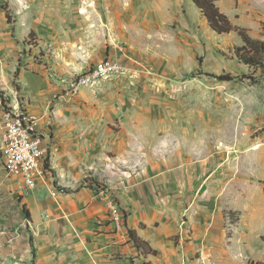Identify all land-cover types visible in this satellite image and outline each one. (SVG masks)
Returning <instances> with one entry per match:
<instances>
[{
	"label": "crops",
	"instance_id": "obj_1",
	"mask_svg": "<svg viewBox=\"0 0 264 264\" xmlns=\"http://www.w3.org/2000/svg\"><path fill=\"white\" fill-rule=\"evenodd\" d=\"M89 1L95 4L93 11H101L96 19L101 28L99 35L95 34L96 29L84 32L71 29L83 24L62 17V10L87 5ZM173 1L11 2L9 8L21 13L15 18V37L10 34L5 18L0 23V91L8 96L5 104L14 108L11 82L15 79L21 87L15 92L22 94L16 104L40 116L37 131L49 147L50 175L37 179L33 191L22 198L28 225L20 223L21 215L15 213L14 203L21 183L7 175L0 158V264L264 263V259H253L240 243L247 240L243 208L249 200L241 203L229 194H219L216 181L206 178L204 133L163 131L155 125L153 117L118 114L121 102L114 93L122 85L119 78L111 77L82 88L76 98L67 100L61 95V84L37 65L29 64L25 70H19L17 79L14 72L4 69L8 66L4 62L17 60L19 41L32 35L39 44L52 45L50 60L55 71L77 75L73 71L80 74L109 59L121 63L129 75L133 74L139 93L154 89L147 76L184 72L179 65L180 55L174 54L173 35L168 40L171 43L167 42L170 51L164 57L144 46L147 41L144 37L162 35L163 28L173 19L180 0ZM199 14L202 19L199 24H204L206 20ZM105 26H110L117 41L122 43L117 46L121 51L110 49L103 36ZM59 36L64 43L60 47ZM145 56L161 62L159 67L163 71L143 65ZM60 59L69 67L61 65ZM185 60L193 63L191 58ZM123 101V105L132 102ZM2 109L0 97V117ZM115 122L121 124L122 130L110 129L109 125ZM1 124L0 118V133ZM125 124L134 129H126ZM134 139L143 140L139 152L133 141H126ZM108 151L113 152L112 157ZM85 179L101 183L106 194L93 184L84 187ZM227 195L228 201H223ZM107 196L124 214L121 231L115 230L110 221ZM224 208L242 211L243 222L230 241L222 226ZM15 223L21 227L19 231H27L18 233ZM130 231L155 253L138 250ZM256 236L263 240L261 232Z\"/></svg>",
	"mask_w": 264,
	"mask_h": 264
},
{
	"label": "rangeland",
	"instance_id": "obj_2",
	"mask_svg": "<svg viewBox=\"0 0 264 264\" xmlns=\"http://www.w3.org/2000/svg\"><path fill=\"white\" fill-rule=\"evenodd\" d=\"M215 1L220 12L225 14L235 27L244 29L245 34L254 43L255 52L245 47L236 32L217 35L211 31L206 21L204 24H199L202 19L197 8L190 0H180V7L174 11L173 19L163 28L162 35L152 34L155 36L151 37L147 35L144 37V40H147L144 46L152 49L154 54H162L161 56L164 57V54L170 51V45L167 42L171 43L168 40L170 35H173L174 54L180 55L181 64L179 65L184 72L175 71L172 74L165 72L147 76L146 79L152 82L151 88L154 87V89L139 93L133 80V74L129 75L126 71V74L112 76V79L119 78L122 82L119 91L114 94L121 102L118 113L120 115L131 117L133 114H141L153 117V120H156L155 125L163 131L183 130L205 134L206 178L216 181L220 188L219 194H229L231 199L236 198L241 203L249 200L243 208L248 228L247 240L244 244L240 243L253 259L262 260L264 259V82L261 74L264 65V0ZM11 2H16V0H0V23L3 22L2 18H5L9 23L8 30L12 32L10 34L15 37V18L21 11L13 12L9 8ZM83 7L85 9L81 10ZM93 7L95 8L94 2L89 1L87 5L62 10V17L77 21L78 25L83 24V26H71V29H79L81 32L96 29L95 34L99 35L101 28L97 26L96 19L99 18L97 15H101V11L95 9L93 11ZM57 13L61 12L57 11ZM98 28H100L99 31ZM104 28L103 36L110 44V49L121 51L117 46L122 43L117 41L111 27L105 26ZM135 37L138 40L141 39L140 36ZM19 43L17 60L14 63L10 62L11 64L9 61L4 62V64L8 63L4 69L14 72L13 77L15 76L16 79L19 70H25L29 64L37 65L41 71L45 70L46 74L49 72V77L57 83L58 78L69 80L74 76L64 70L60 71L62 73L55 71L51 64L52 60H50L52 45L45 47V43L39 44L32 35ZM63 44L59 36L57 46L60 47ZM242 56L254 57L256 63L246 64L240 59ZM147 57H144L145 64L143 65L163 71L159 67L161 62L149 60ZM186 57L191 58L193 63L186 61ZM59 62L65 67L68 66L61 59ZM78 72L73 71V74H78ZM217 77L224 79L219 80ZM11 85L13 87L11 91L14 92L11 100L15 99L12 102L14 108L25 111L22 106L16 104L22 94L21 91L16 93L15 89L21 87L15 79ZM80 90L72 99L78 96ZM0 93L2 101H5L8 98L7 94L4 91ZM61 95L63 96L62 93ZM123 100L132 102L123 105ZM32 115L36 118V125H38L40 116ZM109 126L114 131L122 130L119 122ZM125 127L134 129L129 124H125ZM126 141H133L137 152L143 144L142 139ZM183 141L192 143L193 139ZM108 152L112 157L113 152ZM88 181L89 179H85L82 185L84 187L94 185L100 188V192H105V186L101 183ZM32 191H25L22 186L17 188L16 195L19 197L16 196L14 211L21 215L20 223L27 224L22 198ZM53 192L56 193V191ZM229 196H225L223 201L224 199L228 201ZM236 204L239 203L236 202ZM222 215V226L226 239L230 241L235 229L243 220L242 211L224 208ZM17 223H15V230L18 233L27 231L26 229L19 231L21 227L19 228ZM260 232L263 240L256 236Z\"/></svg>",
	"mask_w": 264,
	"mask_h": 264
},
{
	"label": "built area",
	"instance_id": "obj_3",
	"mask_svg": "<svg viewBox=\"0 0 264 264\" xmlns=\"http://www.w3.org/2000/svg\"><path fill=\"white\" fill-rule=\"evenodd\" d=\"M126 67L121 63L109 59L98 62L91 69L74 75L69 80L58 78L63 87V96L72 99L80 89L91 86L100 80L124 74ZM264 82V65L261 74ZM0 158L7 175L20 180L25 191L36 187L37 179L49 174V147L44 138L37 131L36 118L26 111L16 110L2 101ZM106 194V192H102ZM54 196V194H52ZM106 208L115 230H123L124 214L116 202L106 198Z\"/></svg>",
	"mask_w": 264,
	"mask_h": 264
},
{
	"label": "trees",
	"instance_id": "obj_4",
	"mask_svg": "<svg viewBox=\"0 0 264 264\" xmlns=\"http://www.w3.org/2000/svg\"><path fill=\"white\" fill-rule=\"evenodd\" d=\"M191 1L195 5V7L199 10L202 17L206 20L212 32H214L217 35H222V34H229L230 32L234 31L242 39L245 47H248L251 51L254 52L256 51V49L253 46L254 45L253 41L245 34L244 29L235 27L230 21V19L225 14L220 12L218 7L215 5V0H191ZM240 59L246 64L253 65L254 63H256V59L254 57L242 56L240 57ZM217 79L223 80L224 78L217 77ZM96 185L99 186V184ZM25 214L26 216H28L27 213ZM129 235L138 250L155 253L149 248L147 243L137 238L134 232L130 231ZM247 264H264V263L249 261Z\"/></svg>",
	"mask_w": 264,
	"mask_h": 264
}]
</instances>
